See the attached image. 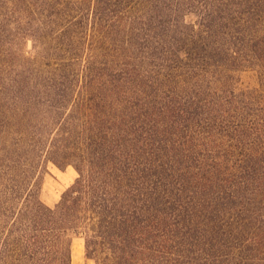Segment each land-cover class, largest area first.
Here are the masks:
<instances>
[{"label":"trees","instance_id":"1","mask_svg":"<svg viewBox=\"0 0 264 264\" xmlns=\"http://www.w3.org/2000/svg\"><path fill=\"white\" fill-rule=\"evenodd\" d=\"M45 2L74 54L62 68L100 85L115 114L86 135L78 177L53 209L33 180L43 135L18 138L11 156L0 146V264H71L79 235L96 264L264 262V0ZM169 35L182 37L194 74L187 103L140 67L179 61ZM216 67L254 70L257 84L225 80L220 96L204 86Z\"/></svg>","mask_w":264,"mask_h":264},{"label":"rangeland","instance_id":"2","mask_svg":"<svg viewBox=\"0 0 264 264\" xmlns=\"http://www.w3.org/2000/svg\"><path fill=\"white\" fill-rule=\"evenodd\" d=\"M32 4L34 7L24 0H0V146L6 147V155L11 156L9 152L18 138L24 139L31 131L43 135V146L35 160L33 180L41 203L53 209L64 191L78 177L74 165L78 156H85L86 135L89 131L97 135L101 123L109 126L104 121L112 120L115 109L108 98L104 104L107 93L101 91L100 85L89 82L79 74L72 77L62 68L74 56L66 48L65 40L55 38L63 33L64 23L50 16L51 11L45 0H36ZM50 21H54V24ZM90 29L88 19L76 28L81 47ZM168 37L178 45L175 55L179 61L159 67L142 62L140 67L155 72L153 77L159 73L158 82L174 96H185L187 103L192 100V92L196 90L192 81L194 74L186 73L185 54L178 51L184 50V44L180 42L182 37ZM85 53L81 49L78 55L81 61ZM94 55L102 61L99 55ZM214 59L223 60V55L218 51ZM230 68L227 67L225 71L223 67L213 69L216 74L204 86L218 88L217 94L220 96L226 95L221 90L226 88L227 82L240 89L256 86L254 70L243 67L241 69L244 71L233 73L235 67ZM167 93L165 90L164 94ZM158 97H163L162 92L149 97L144 102L145 106L155 105L159 102ZM165 121L163 124L167 123ZM203 130L207 131L208 127L205 126ZM93 138L96 139L94 134ZM86 152L88 154L89 150ZM0 158L5 160L3 155ZM71 264H96L94 259L86 257L84 239L80 235L72 236ZM254 264L264 262L256 261Z\"/></svg>","mask_w":264,"mask_h":264}]
</instances>
